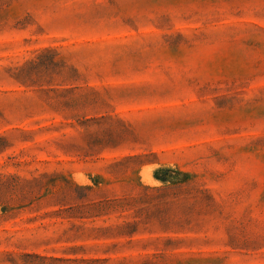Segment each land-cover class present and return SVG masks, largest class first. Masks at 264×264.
<instances>
[{"label":"rangeland","instance_id":"1","mask_svg":"<svg viewBox=\"0 0 264 264\" xmlns=\"http://www.w3.org/2000/svg\"><path fill=\"white\" fill-rule=\"evenodd\" d=\"M0 138V264H264V0H0Z\"/></svg>","mask_w":264,"mask_h":264},{"label":"trees","instance_id":"2","mask_svg":"<svg viewBox=\"0 0 264 264\" xmlns=\"http://www.w3.org/2000/svg\"><path fill=\"white\" fill-rule=\"evenodd\" d=\"M0 142H3V139L2 138H0ZM162 172H168L167 170H159V171H157L156 173H155V179L156 180H160V181H162V182H165V181H167L166 179V177H159V175L162 173ZM168 179H170V181H171V179L172 178H168Z\"/></svg>","mask_w":264,"mask_h":264}]
</instances>
